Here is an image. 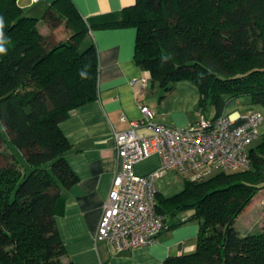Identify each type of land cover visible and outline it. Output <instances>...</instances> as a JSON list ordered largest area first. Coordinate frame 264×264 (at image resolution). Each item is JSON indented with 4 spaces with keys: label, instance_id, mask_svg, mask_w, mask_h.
I'll return each mask as SVG.
<instances>
[{
    "label": "trees",
    "instance_id": "1",
    "mask_svg": "<svg viewBox=\"0 0 264 264\" xmlns=\"http://www.w3.org/2000/svg\"><path fill=\"white\" fill-rule=\"evenodd\" d=\"M0 19V141L7 135V145L24 156L23 165L12 153L0 165V264H76L63 261L55 221L64 210L62 189L77 180L59 123L97 96L96 46L80 49L89 30L134 27L136 63L164 90L179 80L195 84L201 112L217 116L230 99L245 95L264 106V0H135L87 18L71 0H53L42 19L72 32L50 46L38 18L17 0H0ZM250 157L249 169L186 178L168 197L155 193V210L164 217L192 211L165 228L198 223L193 249L160 264H264V231L241 235L234 227L264 188V133Z\"/></svg>",
    "mask_w": 264,
    "mask_h": 264
},
{
    "label": "crops",
    "instance_id": "2",
    "mask_svg": "<svg viewBox=\"0 0 264 264\" xmlns=\"http://www.w3.org/2000/svg\"><path fill=\"white\" fill-rule=\"evenodd\" d=\"M52 1L17 0V3L24 13L39 18L40 30L42 25L47 29L56 28L42 19L43 12ZM71 1L83 18L118 11L135 2ZM135 34L136 30L131 26L97 28L86 33L82 42L85 41L86 45L93 42L98 54L97 96L72 109L70 115L59 123L71 144L66 160L77 180L62 189L64 210L55 216V221L66 248L63 259L76 264H160L167 255L190 251L194 247L198 231L196 220L165 228L152 242L119 252H115L107 241L94 239L102 206L118 167L113 132L124 130L129 127L130 120L139 119L142 116L141 104L154 111L153 120L156 122L185 127L198 118L197 86L190 81L179 80L170 89H162L134 59ZM143 77L144 81L141 80ZM252 108L264 113V106L251 103L248 96L230 99L223 111L230 116L232 124H239ZM121 116L125 118L122 120ZM259 131L264 133V121ZM160 165L159 155L152 153L136 162L134 170L138 174H146L160 168ZM175 173L171 169L156 179L159 194L168 197L182 190L183 183L178 181ZM191 212H186L176 221H168L166 216V227L184 220Z\"/></svg>",
    "mask_w": 264,
    "mask_h": 264
},
{
    "label": "built area",
    "instance_id": "3",
    "mask_svg": "<svg viewBox=\"0 0 264 264\" xmlns=\"http://www.w3.org/2000/svg\"><path fill=\"white\" fill-rule=\"evenodd\" d=\"M140 111L139 119L112 134L118 167L94 235L115 252L148 244L166 227L164 215L155 210L158 177L171 169L191 180L216 171L249 169L250 146L264 121L257 108L250 109L239 124H232L224 111L217 116L199 111L195 122L177 127L154 121V111L146 104L140 105ZM152 153L159 155L160 168L136 173L134 164Z\"/></svg>",
    "mask_w": 264,
    "mask_h": 264
},
{
    "label": "rangeland",
    "instance_id": "4",
    "mask_svg": "<svg viewBox=\"0 0 264 264\" xmlns=\"http://www.w3.org/2000/svg\"><path fill=\"white\" fill-rule=\"evenodd\" d=\"M39 20V18H38ZM40 30L43 34H45V43L46 45H52L59 41L65 40L69 37L70 33L72 32L69 28H67L63 23H61L59 26H57L54 29H47L44 25L40 27ZM85 42V41H84ZM84 42L81 44L80 49H83L86 44ZM240 97H247L240 96ZM239 98V97H236ZM241 100V99H240ZM207 115H212L210 112V109L206 110ZM264 114V113H262ZM262 133L260 132V135ZM5 140L1 142L0 141V165L5 164L6 161L11 162V153L14 155L16 160L20 165L24 164V156L22 152L11 145L9 143V146L7 145V141L9 140V137L6 135ZM7 158V159H5ZM6 160V161H5ZM176 177L178 181L183 183L186 179V176L177 172ZM191 210H185L178 212L175 215L168 214L167 220L168 221H176L178 217H181L186 212L189 213ZM234 227L239 231L241 235L247 234V233H256L259 231H264V188L260 189L251 199V202L245 207V209L236 217L234 221ZM65 262V260H63Z\"/></svg>",
    "mask_w": 264,
    "mask_h": 264
},
{
    "label": "clouds",
    "instance_id": "5",
    "mask_svg": "<svg viewBox=\"0 0 264 264\" xmlns=\"http://www.w3.org/2000/svg\"><path fill=\"white\" fill-rule=\"evenodd\" d=\"M3 27V21L2 19H0V28ZM4 51V48L3 47H0V52H3Z\"/></svg>",
    "mask_w": 264,
    "mask_h": 264
}]
</instances>
